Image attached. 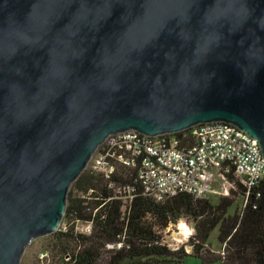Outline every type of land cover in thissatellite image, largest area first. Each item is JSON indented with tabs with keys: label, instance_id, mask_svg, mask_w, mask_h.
Returning <instances> with one entry per match:
<instances>
[{
	"label": "water",
	"instance_id": "95a60500",
	"mask_svg": "<svg viewBox=\"0 0 264 264\" xmlns=\"http://www.w3.org/2000/svg\"><path fill=\"white\" fill-rule=\"evenodd\" d=\"M217 121L264 161V0H0V264L59 229L110 135Z\"/></svg>",
	"mask_w": 264,
	"mask_h": 264
},
{
	"label": "trees",
	"instance_id": "16d2710c",
	"mask_svg": "<svg viewBox=\"0 0 264 264\" xmlns=\"http://www.w3.org/2000/svg\"><path fill=\"white\" fill-rule=\"evenodd\" d=\"M187 140L192 143L190 137ZM227 177L234 188L216 203L185 193L157 201L142 194L135 168L118 165L108 178L88 168L70 187L61 226L45 236L48 243L42 261L184 264L187 257H193L201 264H264V181L248 187L233 172ZM111 183L120 188L134 186L132 199L123 203ZM89 190L92 193L82 198L81 193ZM237 198H242L243 205L229 214ZM182 218L192 220L194 234L173 249L163 240V233ZM84 224L91 225L89 232L80 230ZM215 229L220 252L209 248Z\"/></svg>",
	"mask_w": 264,
	"mask_h": 264
},
{
	"label": "built area",
	"instance_id": "2783aa9c",
	"mask_svg": "<svg viewBox=\"0 0 264 264\" xmlns=\"http://www.w3.org/2000/svg\"><path fill=\"white\" fill-rule=\"evenodd\" d=\"M118 165L135 168L142 194L157 201L179 193L207 199L214 184L228 196L234 188L227 177L231 172L248 187L264 181V161L257 142L230 123L220 121L158 136L135 130L110 135L94 154L89 169L108 178ZM110 187L125 204L135 191L134 186L120 188L111 183ZM91 193L92 190L81 193V197ZM79 228L89 232L91 225Z\"/></svg>",
	"mask_w": 264,
	"mask_h": 264
},
{
	"label": "rangeland",
	"instance_id": "374dc122",
	"mask_svg": "<svg viewBox=\"0 0 264 264\" xmlns=\"http://www.w3.org/2000/svg\"><path fill=\"white\" fill-rule=\"evenodd\" d=\"M90 163L87 165L85 170L89 168ZM213 188H214V191L208 195L207 199H210L212 203H216L217 200L221 196H224L225 194H224V190L218 187V185L214 184ZM242 205H243L242 198H237L235 203L228 210V213L233 214L234 211L240 209ZM180 223H183L188 229L187 230L188 234L186 236H184L181 233V229L179 227ZM193 225L194 224L192 220L182 218L177 222V224L171 225L166 229V231L163 233V240L166 243H168L171 248L176 249L186 244L189 237L194 234ZM45 238L46 237L36 238L31 242V244L25 249L24 254L21 258L20 264H45V261H42V258H44L46 255L41 254L42 250L47 246V243H48ZM185 248H186L187 253H191V249L189 246H185ZM209 248L214 252H220L221 250V245L218 243V240H217V229H215L210 234ZM121 264H125V263L123 262ZM184 264H201V263L196 258L187 257L184 261Z\"/></svg>",
	"mask_w": 264,
	"mask_h": 264
},
{
	"label": "bare ground",
	"instance_id": "6f19581e",
	"mask_svg": "<svg viewBox=\"0 0 264 264\" xmlns=\"http://www.w3.org/2000/svg\"><path fill=\"white\" fill-rule=\"evenodd\" d=\"M179 227H180V229H181V233L184 235V236H186L187 234H188V229H187V227L183 224V223H180L179 224Z\"/></svg>",
	"mask_w": 264,
	"mask_h": 264
}]
</instances>
